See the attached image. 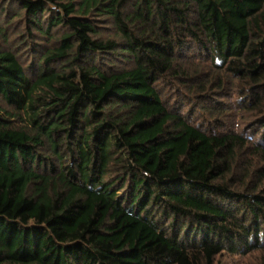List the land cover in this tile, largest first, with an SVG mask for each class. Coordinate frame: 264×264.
Wrapping results in <instances>:
<instances>
[{"label": "trees", "instance_id": "trees-1", "mask_svg": "<svg viewBox=\"0 0 264 264\" xmlns=\"http://www.w3.org/2000/svg\"><path fill=\"white\" fill-rule=\"evenodd\" d=\"M0 15V264H264V0Z\"/></svg>", "mask_w": 264, "mask_h": 264}, {"label": "rangeland", "instance_id": "rangeland-1", "mask_svg": "<svg viewBox=\"0 0 264 264\" xmlns=\"http://www.w3.org/2000/svg\"><path fill=\"white\" fill-rule=\"evenodd\" d=\"M9 3H11V2H6V5H5V6H8ZM11 9H12L13 13H15L14 10H17V7L14 6V7H12ZM0 17H1V15H0ZM3 26H5V25H3V24L0 23V27H3ZM16 31H18V27H9V28H8L7 33L10 34L11 36H12V34H13V36H12V38H11L10 40L15 39ZM11 32H12V34H11ZM1 44H2V40H1V38H0V45H1ZM223 264H236V263H233V262L227 260V261H224Z\"/></svg>", "mask_w": 264, "mask_h": 264}]
</instances>
